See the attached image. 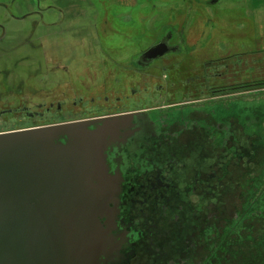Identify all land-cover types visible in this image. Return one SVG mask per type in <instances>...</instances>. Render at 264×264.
Segmentation results:
<instances>
[{"label": "rangeland", "instance_id": "obj_1", "mask_svg": "<svg viewBox=\"0 0 264 264\" xmlns=\"http://www.w3.org/2000/svg\"><path fill=\"white\" fill-rule=\"evenodd\" d=\"M0 3L8 6L0 8V133L180 103L212 73L229 89L264 90V0ZM169 32L174 42L186 37L188 50L138 69ZM256 110L264 113L263 91Z\"/></svg>", "mask_w": 264, "mask_h": 264}, {"label": "flooded vegetation", "instance_id": "obj_2", "mask_svg": "<svg viewBox=\"0 0 264 264\" xmlns=\"http://www.w3.org/2000/svg\"><path fill=\"white\" fill-rule=\"evenodd\" d=\"M174 38L169 32L155 45L167 40L174 52L144 64L149 49L138 69L189 48L186 37ZM222 78L206 74L205 87L180 103L84 119L144 113L124 146L111 224L116 264H264V251L256 252L264 244V177L256 173L264 168V113L256 93L264 90L256 82L229 89Z\"/></svg>", "mask_w": 264, "mask_h": 264}, {"label": "water", "instance_id": "obj_3", "mask_svg": "<svg viewBox=\"0 0 264 264\" xmlns=\"http://www.w3.org/2000/svg\"><path fill=\"white\" fill-rule=\"evenodd\" d=\"M174 50L165 40L140 62ZM143 115L0 133V264H116L124 146Z\"/></svg>", "mask_w": 264, "mask_h": 264}, {"label": "trees", "instance_id": "obj_4", "mask_svg": "<svg viewBox=\"0 0 264 264\" xmlns=\"http://www.w3.org/2000/svg\"><path fill=\"white\" fill-rule=\"evenodd\" d=\"M258 87H259V86H256L257 89H259Z\"/></svg>", "mask_w": 264, "mask_h": 264}, {"label": "crops", "instance_id": "obj_5", "mask_svg": "<svg viewBox=\"0 0 264 264\" xmlns=\"http://www.w3.org/2000/svg\"><path fill=\"white\" fill-rule=\"evenodd\" d=\"M1 5H2V3H1ZM6 5V4H5Z\"/></svg>", "mask_w": 264, "mask_h": 264}]
</instances>
